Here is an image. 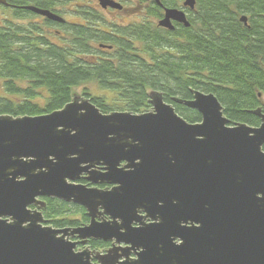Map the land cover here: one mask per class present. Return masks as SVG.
<instances>
[{"label": "water", "instance_id": "obj_1", "mask_svg": "<svg viewBox=\"0 0 264 264\" xmlns=\"http://www.w3.org/2000/svg\"><path fill=\"white\" fill-rule=\"evenodd\" d=\"M171 21L189 26L177 9L158 26ZM173 101L200 121L188 123L159 92L140 114H104L74 94L49 114L0 115V264H264L262 108L250 127L231 124L212 94ZM44 199L81 207L88 223L46 225ZM90 241L111 246L102 254Z\"/></svg>", "mask_w": 264, "mask_h": 264}, {"label": "trees", "instance_id": "obj_2", "mask_svg": "<svg viewBox=\"0 0 264 264\" xmlns=\"http://www.w3.org/2000/svg\"><path fill=\"white\" fill-rule=\"evenodd\" d=\"M94 1L6 0L8 6L0 7V115L49 114L68 104L75 88L91 83L80 96L104 114L147 112L149 94L159 92L184 120L197 123L200 115L173 98L190 100L199 91L216 97L231 124L259 125L251 112L260 107L264 112V0H196L189 26L173 31L138 13L129 25H110ZM159 1L161 8L148 2V17L159 19L162 7L174 8L182 0ZM26 6L53 12L64 23ZM100 45L112 47L110 54H101ZM44 201L45 224L54 229L87 222L79 206Z\"/></svg>", "mask_w": 264, "mask_h": 264}, {"label": "flooded vegetation", "instance_id": "obj_3", "mask_svg": "<svg viewBox=\"0 0 264 264\" xmlns=\"http://www.w3.org/2000/svg\"><path fill=\"white\" fill-rule=\"evenodd\" d=\"M113 1H115L116 3H118L119 5H120V9L119 10H117V9H112V8H109V7H107V8H102V7H100V12L102 11V12H108V13H110V12H119V13H121V12H123L124 10H125V8L123 7V5H122V3L121 2H123V1H125V0H113ZM135 2H132V4L134 5L133 7L131 6V8L130 9H133L134 11H135V17H136V14H137V12L136 11H139V15H141V16H143L142 14L144 13V18L146 17V18H149V19H152V21L154 22V24H156L157 26H158V22L163 18V16H164V13H165V9H167L166 7H162V12H161V17L159 18V19H156V18H150V17H148L149 15V13L147 14V9H148V2H150V1H145L144 0V2H140V1H138V0H134ZM152 2H154V1H152ZM183 2H184V0H182L180 3H178V5L176 6V7H174V8H168V9H177V10H179V11H182L183 13H184V15H185V17H186V20H187V17H188V15L190 14V13H193V14H195L196 13V0H194V7H193V9H190L189 7H184L183 6ZM155 3V2H154ZM156 4V3H155ZM157 5V4H156ZM158 6V5H157ZM1 7V6H0ZM160 8H161V6H159ZM171 25H172V29H166V28H162V27H160V26H158L159 28H161V29H166V30H169V31H173V30H175V28L176 27H178V26H183V24H180V23H177V22H174V21H171ZM184 27V26H183ZM101 46H103V45H100V48H101V50H100V53L101 54H103V55H109L110 54V52H109V50H111L110 48H112V47H110V46H103V47H108V48H104L103 49V47H101ZM263 150H264V148H263ZM81 183H84V182H81ZM85 184V183H84ZM99 188L100 189H105L106 188V186L105 185H102V186H99ZM85 214V213H84ZM88 223V219H87V222H85V223H80V225L79 226H81V225H84V224H87ZM78 227V226H77ZM90 242H92V241H90ZM89 242V243H90ZM89 243L87 244V246L88 247H90L89 246ZM103 244H105V246L104 247H102V248H100V250H101V252L100 253H105L106 252V250H108L109 248H110V246H111V243H103Z\"/></svg>", "mask_w": 264, "mask_h": 264}, {"label": "rangeland", "instance_id": "obj_4", "mask_svg": "<svg viewBox=\"0 0 264 264\" xmlns=\"http://www.w3.org/2000/svg\"><path fill=\"white\" fill-rule=\"evenodd\" d=\"M89 1H94V0H82V2L84 4H87ZM132 2H135V1L134 0H125V1L121 2L123 7L125 8V10L123 12H121V13H119V12H110V13H108V12H102L101 11L100 15H101L102 19L105 22H107L108 24H110V25L111 24L112 25H120V26L129 25L130 23L135 22V20H136L135 11L133 9H130L131 6L132 7L134 6L132 4ZM94 7H96V6H94ZM68 9H72V6H69L65 10H68ZM136 12L139 13V11H136ZM144 13L142 14L143 16H144ZM65 19L68 20V21H72V22L75 21V19L73 17L69 16V15H67V17L65 16ZM91 85H92L91 83H84L80 87L75 88L74 89V93L77 94V95H81V89L85 88V87H90ZM100 94H102V93L100 92ZM106 101H107L108 104H111L112 99H110V96H108V99H106ZM149 110H147V111H149ZM70 215H71V217H73L75 219H80L79 218L80 216L77 213H75V214L72 213ZM80 223H83V222H80ZM78 249H82V247L78 246ZM90 249H92V248H90ZM95 250L98 251V252H101L100 249H95Z\"/></svg>", "mask_w": 264, "mask_h": 264}, {"label": "bare ground", "instance_id": "obj_5", "mask_svg": "<svg viewBox=\"0 0 264 264\" xmlns=\"http://www.w3.org/2000/svg\"><path fill=\"white\" fill-rule=\"evenodd\" d=\"M243 17H245V16H243ZM241 18H242V17H241ZM241 18H240V19H241ZM240 21H241V20H240ZM241 22H242V21H241ZM242 23H243V24H246V23H244V22H242ZM191 98H192V97H191Z\"/></svg>", "mask_w": 264, "mask_h": 264}]
</instances>
